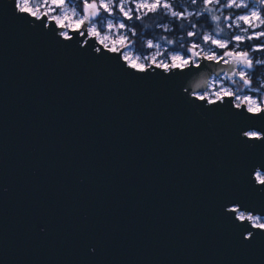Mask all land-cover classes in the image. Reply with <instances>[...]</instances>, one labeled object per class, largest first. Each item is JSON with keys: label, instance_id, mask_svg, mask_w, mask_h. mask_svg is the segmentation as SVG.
<instances>
[{"label": "water", "instance_id": "water-1", "mask_svg": "<svg viewBox=\"0 0 264 264\" xmlns=\"http://www.w3.org/2000/svg\"><path fill=\"white\" fill-rule=\"evenodd\" d=\"M14 5L0 0V264H264V232L225 210L264 215V142L241 136L264 118L205 107L187 75H136Z\"/></svg>", "mask_w": 264, "mask_h": 264}, {"label": "clouds", "instance_id": "clouds-1", "mask_svg": "<svg viewBox=\"0 0 264 264\" xmlns=\"http://www.w3.org/2000/svg\"><path fill=\"white\" fill-rule=\"evenodd\" d=\"M14 6L32 27L42 24L64 43L81 48L92 44L95 54L118 57L136 75L153 70L187 75L184 92L195 102L203 103L206 97L205 107L230 102L234 110L264 118V57L253 56L256 47L251 52L241 49L245 39L253 38L250 29H261L255 36L264 37V0H15ZM233 41L232 50L217 54ZM205 61L209 63L201 67ZM221 61L227 68H217ZM222 72L226 82L220 80ZM241 136L264 142V133L255 128ZM251 179L264 189V167L256 166ZM225 210L239 225L264 232L259 212L239 204ZM253 234L247 232L244 238L251 240Z\"/></svg>", "mask_w": 264, "mask_h": 264}, {"label": "rangeland", "instance_id": "rangeland-1", "mask_svg": "<svg viewBox=\"0 0 264 264\" xmlns=\"http://www.w3.org/2000/svg\"><path fill=\"white\" fill-rule=\"evenodd\" d=\"M134 7V6H133ZM134 15H135V13H134ZM133 15V16H134ZM244 27H247V25H245ZM259 31H261V29H255V30H252V29H250L249 30V32H250V34L253 36V38L252 39H262V43L260 44V45H255V46H253V47H256L257 49H258V52L256 53H253V56L254 57H262V55H264V52L262 53H260V51L261 50H264V37H259V38H256V36H255V33H258ZM129 35H130V33H129ZM252 39H245L243 42H248L249 40H252ZM242 42V43H243ZM235 41H233L232 43H230L229 45H228V48L227 49H217V54L218 55H220V56H222L226 51H230V50H232L233 48H234V46H235ZM230 45H233V47L232 48H229V46ZM242 46V45H241ZM242 49V48H241ZM218 50H222V52H223V54L221 55L219 52H218ZM252 51V49L250 50V52ZM224 77L225 76H221L220 77V80H221V82H226L225 80H224Z\"/></svg>", "mask_w": 264, "mask_h": 264}, {"label": "trees", "instance_id": "trees-1", "mask_svg": "<svg viewBox=\"0 0 264 264\" xmlns=\"http://www.w3.org/2000/svg\"><path fill=\"white\" fill-rule=\"evenodd\" d=\"M152 14L151 13H149V16H151ZM133 19H135V15L133 16ZM126 23H129L128 21H125ZM262 43V39H252V40H249L248 42H243V43H241V48L242 49H246V50H248V51H250L252 48H253V46H255V45H260ZM233 47V45H230L229 46V48H232ZM218 52L222 55L223 54V52H222V50H218ZM258 52V51H257ZM256 52V53H257ZM263 53L264 52V50H261L260 51V53ZM259 53V52H258ZM262 57H264V55H262Z\"/></svg>", "mask_w": 264, "mask_h": 264}]
</instances>
